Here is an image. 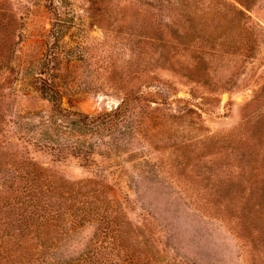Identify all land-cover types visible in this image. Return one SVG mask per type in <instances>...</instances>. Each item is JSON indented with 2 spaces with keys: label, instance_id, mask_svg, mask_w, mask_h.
Masks as SVG:
<instances>
[{
  "label": "rangeland",
  "instance_id": "rangeland-1",
  "mask_svg": "<svg viewBox=\"0 0 264 264\" xmlns=\"http://www.w3.org/2000/svg\"><path fill=\"white\" fill-rule=\"evenodd\" d=\"M223 1L0 0V154L55 183L104 190L125 220L146 225L158 260L264 264L252 152H264V0ZM45 81L64 113L41 93ZM123 101L111 132H78L75 114H110ZM77 143L90 161L56 156ZM4 211L0 232L16 234ZM94 233L62 242L48 262L73 260ZM20 250L0 245V264Z\"/></svg>",
  "mask_w": 264,
  "mask_h": 264
},
{
  "label": "trees",
  "instance_id": "trees-1",
  "mask_svg": "<svg viewBox=\"0 0 264 264\" xmlns=\"http://www.w3.org/2000/svg\"><path fill=\"white\" fill-rule=\"evenodd\" d=\"M223 3L225 1L222 0ZM233 10L237 15L244 14L236 7ZM52 14L55 17V12ZM56 44L54 41L48 44L44 63L47 68L54 64L58 56L54 47ZM40 91L52 100L56 113L65 112L60 105L61 93L53 84L47 81L41 83ZM125 106L123 101L110 114L96 117L75 114L80 127L78 132L81 135L90 129L111 132L113 123L108 118L121 117L125 113ZM138 124L136 122L133 126L137 127ZM56 129L58 134L65 133L62 127ZM82 144L63 147L56 156L63 159L68 156L81 157L86 158V162L90 161L92 152L85 150V144L81 147ZM252 152L257 156L255 160L258 165L254 168L258 171L257 177L264 182V152L260 148ZM0 156V207L5 208L8 225L16 224L18 227V235L13 234L8 226L4 228L0 232V245L4 250L8 245L21 248L14 264H176L173 258L164 262L158 260L159 253L150 240V234H145V230L149 231L146 225L142 223L136 226L125 220L123 210L116 206L117 202L107 199L104 190L94 185L82 191L83 186L75 188L64 181L58 184L34 163L14 160L7 154ZM92 226H95V233L89 242L83 246L81 243V249L72 251L73 260L68 257H63V260L59 255L48 262L62 242H71L78 232ZM178 264L183 263L179 261Z\"/></svg>",
  "mask_w": 264,
  "mask_h": 264
}]
</instances>
